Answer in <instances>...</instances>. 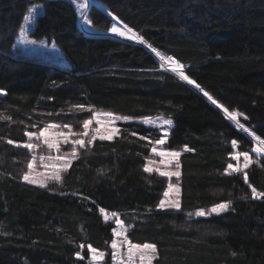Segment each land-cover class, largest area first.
Wrapping results in <instances>:
<instances>
[{"label":"trees","instance_id":"obj_1","mask_svg":"<svg viewBox=\"0 0 264 264\" xmlns=\"http://www.w3.org/2000/svg\"><path fill=\"white\" fill-rule=\"evenodd\" d=\"M37 3L44 11L31 35L54 40L67 63L15 51ZM88 17L95 33L80 26L73 0H0V264H90L89 246L109 250L113 239L105 212L120 216L130 241L157 246L154 264H264V198L251 196L253 187L264 192V158L248 134L264 138V0H92ZM115 18L146 45L102 34ZM155 52L177 59L223 108L243 113L244 130ZM95 109L174 118L168 145L184 148L179 209L158 207L168 178L145 167L162 132L140 120L81 148L60 182L23 180L32 152L18 145L27 132L80 125ZM236 152L252 163L229 174ZM228 202L221 214L195 215Z\"/></svg>","mask_w":264,"mask_h":264},{"label":"rangeland","instance_id":"obj_2","mask_svg":"<svg viewBox=\"0 0 264 264\" xmlns=\"http://www.w3.org/2000/svg\"><path fill=\"white\" fill-rule=\"evenodd\" d=\"M73 1L76 4L77 9L79 11L80 26L82 27V29L88 33H95L91 28V21L89 20V17H88V11H89L90 5L92 3V0H73ZM43 11H44V5L42 3H37L30 8V10L28 11V13L26 15L27 17H30V19H25L23 27L21 28L20 32L18 33V35L16 37V43H15L14 49H15V51H18V52L25 54L27 56H30V57H36V58H40L43 60H49V61L56 62V63H67L66 56L64 55L63 51L60 49V47L57 45V43L54 40H51V39L37 40L34 37H32V35H31V31L33 30V28L35 26L37 17ZM83 16H84V19H81V17H83ZM121 23H123V22H121ZM115 24H116V19H115L113 26H115ZM124 26H125V24H124ZM127 28L130 29L128 26H127ZM132 32H134V31L132 30ZM102 34L113 35V36H117V37H120V38H123L126 40L135 41V42H143L140 40H133V39H129V38L127 39V37H122L118 33L111 32V30L108 32H103ZM156 53H158L160 56L170 57V56H166L164 54H161L159 52H156ZM164 67L170 68L169 66H164ZM165 69H167V68H165ZM183 71H184V67H183ZM184 73H185V71H184ZM97 113H99L101 115L97 116L96 115ZM107 113H111L115 117H120V119H116L115 123L111 124V123H109L110 117L104 115ZM123 117H128V116H124V115H121V114H118V113H115V112H112L109 110H104V109L92 110L91 115L86 119V120L92 121V123L89 125V128L87 130L88 136L83 135V133L85 132V129L83 127V123H81L80 125H72V124H59V123L53 122V123H50V124L46 125L45 127L41 128L40 130L35 132V133H37V136H39V139H37L36 137H33V138L29 139V141L27 142V143H31L33 145H38L37 147L30 149L32 152V156H31L29 163L33 164V169L31 170L32 177L36 180H44L48 176H50L52 174L53 169L51 167H45V165H51L53 163H57V164L61 163V162H58L55 160V158L58 156L59 157L67 156L70 158L71 153H72V148H73L72 142L74 140L83 139V140H85L86 145H87V141L89 139H91V137L93 135H97V138H99V135L96 133L97 128L101 129L100 134L107 135L110 133L112 128H116L119 130L120 122L126 121V120H140V121L145 122L148 125H151L153 127H157L162 132V136L160 139H165V143L161 145V144L154 142V144H153V148H156L157 152H159V151H178V152L182 153V151L184 150V148H180V147L172 148L168 145L169 137H170L172 130H173V127L175 125V120L173 117L165 116V115H155V116H147V117H140V118L128 117V119H123ZM97 119H99L103 122V127L101 126V124H98L96 122ZM164 121H171V124H165ZM49 125H57V127L48 128ZM65 125H69L70 128L65 127ZM45 128H48L47 138L49 139V141L59 143V150H57V148H49L48 145L44 143V137L40 136L39 134ZM165 131L167 132L166 137H165ZM249 136L251 137V139L253 140V143H254V146L252 148V151H253V149L259 145L256 143V141H255L253 135H251V133H249ZM65 137H67L68 143H64ZM76 149H77V153H79L81 148L77 145ZM33 156L36 157L35 160H33ZM249 156L252 160L250 153H249ZM260 156H262L264 158L263 155H260ZM167 159H169V158L161 157L157 153H154L152 151L150 157L147 160L146 167L153 168V171H155L156 168H159L160 171H176L177 170V168L175 166L176 161L173 160L172 163L169 165L166 163ZM237 163H239L241 165V167H243V164H244L243 156L240 157L239 161L236 160L235 164H233V165L235 166ZM28 171H30V170L27 167L26 172H28ZM179 171H180V167H179ZM63 172L64 171H62L60 173L61 177H62ZM167 178H168V185H167L165 192H169V196L165 197V195H164L162 200L173 201V200L179 199L180 205H181V183H180V180L178 179V177H175V176L167 177ZM52 181H55V180L48 179L47 184L49 182H52ZM31 184H33V183H31ZM170 184L174 186L172 190L169 189ZM34 185L41 186V184H39V183H35ZM176 187L179 188V194L178 195H177L176 191L174 190ZM213 207L214 206H212L208 209H203V210L206 213H210L211 209ZM221 213H223V212H221ZM221 213H219V214H221ZM214 214H216V213H212L210 215H214ZM104 216H107L109 220H113L115 222V227H114L115 231H114L112 242H113V240L117 241L119 247L115 251H119L120 256L116 260H113L112 253L114 250L111 247L112 242L110 243V249L104 250V251L99 250V249L91 246V248H90V255L91 256L89 259L90 264H122V262H123V264H127L128 244L122 243V241L124 240V236H127L128 241L131 242L132 244H144V243H136V242L130 241L128 234H127L128 226L124 223V221L120 218V216L118 214H116L114 212H105ZM205 216H209V215H205ZM118 219L123 221L122 226L117 224L116 221ZM125 229H126V231H124ZM116 232H122V235L117 236ZM91 249H96L97 253H104L103 259H95L94 260L93 259L94 254L91 251ZM134 264H140V260H139L138 255L136 257H134ZM153 264H154V260H153Z\"/></svg>","mask_w":264,"mask_h":264},{"label":"snow or ice","instance_id":"obj_3","mask_svg":"<svg viewBox=\"0 0 264 264\" xmlns=\"http://www.w3.org/2000/svg\"><path fill=\"white\" fill-rule=\"evenodd\" d=\"M25 19H30V17L26 16ZM110 30L113 33H118L122 37H128L129 39H133V40H140V41L143 40V37L132 32L131 29H128L127 25L124 26V30H122L116 26H113ZM153 51H155V49H153ZM160 59L166 60L169 63V65L171 66V70L173 72L177 73L181 80L187 81L189 84L195 85L196 88H200L199 84H197L194 80H191L187 75H185V73L183 71L184 66L182 64H180L177 60H175L172 57H164V56H161ZM161 66L163 67V65H161ZM200 91H202L204 96H206L213 104H216L217 107L223 108V106L219 105L218 102L215 99H213V97L211 95H209L208 92L204 91L202 88H200ZM2 92H3V90H0V93H2ZM78 107L82 109L84 106L81 105ZM223 111H224L225 116H227V118L229 120L235 121L237 123L238 127L243 128V125H241L239 123V120H238V117L243 116V113H239L237 111H229L227 108H223ZM96 115L99 116L101 114L97 113ZM104 115L110 117L109 123H111V124H114L116 119H120V117H115L111 113H107ZM0 119H5V117L0 116ZM123 119H128V117H123ZM96 122L98 124H101V126L103 127V122L101 120L97 119ZM91 123H92L91 120H85L83 122V127L85 129V132L83 133V135L88 136L87 130H88L89 125ZM164 123L165 124H171V121H164ZM53 127H57V125H49L48 126V128H53ZM65 127L70 128L69 125H65ZM48 128H45L44 130H42L39 135L44 137V143L47 144L49 148H57V150H59V143L58 142H51L47 138ZM118 131H119L118 129L112 128L109 134L104 135V134H100L101 133L100 128L96 129V133L99 135L100 140H111V139H113V137L115 135L118 134ZM245 131H247V129H245ZM26 135L29 137V139H31L33 137H36L37 139H39V136H37V133H35V132H27ZM251 135L254 136V139L256 140L257 144L259 145L254 149V151L257 153H264V140H262L259 136H255L254 133H252ZM166 136H167V132L165 131V137ZM96 139H97V135H93L91 137V139H89L87 141V144H91ZM8 143L11 144L14 142L8 141ZM64 143H68L67 137H65ZM72 143H73V148H72V153H71L70 158L67 156H64V157L58 156L55 158V160L58 162H61V163H58V164L53 163L51 165H45V167H51L53 169L52 174L50 176H48L46 179L36 180L32 177V174H31V170L33 169L32 163L28 164V168L30 171H28L24 174L23 179L29 183H33V184L39 183V184H41V186H45V187L47 186V180L48 179L60 182L61 181L60 173L62 171H66L68 169V167L71 165L72 160L77 158L78 153H77L76 146L78 145L80 148H84L86 146V142L83 139L74 140ZM156 143L162 145L165 143V139H160V140L156 141ZM236 144H237V142L235 140L232 141L233 147H235ZM18 146H22V147H25L28 149H33V148L37 147L38 145H33L31 143H27V144L18 145ZM152 151L154 153H157L161 157L169 158L166 160V163L169 165L172 163L173 160L176 161V165H175L177 168L176 171H160L159 168H156L155 171L159 172V174L161 176H164V177H172V176L179 177L180 176V171H179V157L181 155L180 152H178V151H159V152H157L156 148H153ZM241 156H243V158H244L243 167H241V165L239 163H237L235 166L233 164L229 163L228 167L225 171L227 172L228 170H231V172H229V174H231L233 172L234 173H241V172H243L244 169H247L249 167V165L252 163V160L249 156V153L248 152H243V153L237 152V153L232 154V158L234 160H237V161H239ZM35 159H36V157L33 156V160H35ZM145 171L152 172L153 168L145 167ZM243 179L245 182L248 181L247 172L243 173ZM173 187H174L173 185H171V184L169 185L170 190H172ZM174 190L176 191V193L178 195L179 194V188L176 187ZM164 195H165V197H168L169 192H165ZM251 196H252V198H255V199L264 198V192H258L257 189L253 187L251 189ZM229 204H230V202L217 204L211 209L210 213H206L203 209H201V210H198L195 213V215L196 216H205V215H210L212 213L219 214V213L227 210L229 207ZM180 206L181 205H180L179 199H176L173 201L161 200L160 204L158 205V207L161 209H164V208L179 209ZM101 211H103V209ZM105 219L107 220L108 217L105 216ZM116 222H117V224H119L121 226L123 225V221H121L119 219ZM124 231H126V229ZM116 235L120 236V235H122V232H116ZM122 243L128 244L127 264H134V257H136L137 255L139 256L140 264H153V260L156 259L157 255H158L157 246L153 243L132 244L131 242L128 241L127 236H124V240L122 241ZM111 247L114 250L112 253V258H113V260H116L120 256L119 251H115L119 247L117 241L113 240ZM89 248H91V246H89ZM91 251L94 254L93 255L94 260L95 259H103L104 253H97L96 249H91ZM79 255L80 254L77 253V256H79ZM232 255L234 256L235 253H232ZM122 264H123V262H122Z\"/></svg>","mask_w":264,"mask_h":264},{"label":"water","instance_id":"obj_4","mask_svg":"<svg viewBox=\"0 0 264 264\" xmlns=\"http://www.w3.org/2000/svg\"><path fill=\"white\" fill-rule=\"evenodd\" d=\"M116 20H119V19H117V18H115ZM120 21V20H119ZM121 22V21H120ZM138 43H140V44H144V42H138ZM144 45H146V44H144ZM148 47V46H147ZM164 68V67H163ZM189 84V83H188ZM189 85H191L195 90H197L198 92H200L203 96H204V94H203V92L202 91H200V89L199 88H196L195 87V85H193V84H189ZM205 98H207L206 96H204ZM208 99V98H207ZM209 100V99H208ZM210 101V100H209ZM214 106H216L217 107V105L216 104H214ZM219 110H221L223 113H224V111H223V108H221V107H217ZM243 130H244V128H242ZM246 133H248L247 131H246ZM249 134V133H248ZM255 149V148H254ZM254 149H253V152L254 153H256L257 155H261V153H257V152H255L254 151Z\"/></svg>","mask_w":264,"mask_h":264},{"label":"bare ground","instance_id":"obj_5","mask_svg":"<svg viewBox=\"0 0 264 264\" xmlns=\"http://www.w3.org/2000/svg\"><path fill=\"white\" fill-rule=\"evenodd\" d=\"M117 21H118V20H116V22H117ZM127 39H128V37H127ZM155 54H156V56L158 57V59L160 60V62H161L162 65H164V66H169V67L171 68V66L169 65V63H168L166 60H161V59H160L161 56H160L158 53H156V52H155ZM174 59H175V58H174ZM175 60H177V59H175ZM177 61H178V60H177ZM178 62H179V61H178ZM179 63H180V62H179ZM180 64H181V63H180ZM164 66H163V67H164ZM164 68H165V67H164ZM174 74H175V73H174ZM185 75H186V74H185ZM177 76H178V75H177ZM178 77H179V76H178ZM186 82H187V81H186Z\"/></svg>","mask_w":264,"mask_h":264},{"label":"built area","instance_id":"obj_6","mask_svg":"<svg viewBox=\"0 0 264 264\" xmlns=\"http://www.w3.org/2000/svg\"><path fill=\"white\" fill-rule=\"evenodd\" d=\"M160 61V60H159ZM161 63V62H160ZM254 137V136H253ZM262 140H264V138H261ZM257 143V142H256ZM261 155H263L264 156V153H261Z\"/></svg>","mask_w":264,"mask_h":264}]
</instances>
